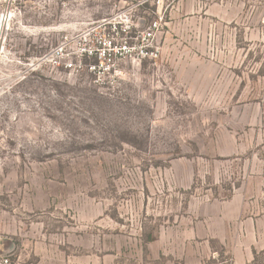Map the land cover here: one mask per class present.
<instances>
[{
    "label": "rangeland",
    "instance_id": "obj_1",
    "mask_svg": "<svg viewBox=\"0 0 264 264\" xmlns=\"http://www.w3.org/2000/svg\"><path fill=\"white\" fill-rule=\"evenodd\" d=\"M121 13L160 22L156 61L107 87L38 64ZM262 246L264 0H0L13 264H264Z\"/></svg>",
    "mask_w": 264,
    "mask_h": 264
},
{
    "label": "built area",
    "instance_id": "obj_2",
    "mask_svg": "<svg viewBox=\"0 0 264 264\" xmlns=\"http://www.w3.org/2000/svg\"><path fill=\"white\" fill-rule=\"evenodd\" d=\"M159 21L137 29L126 13L102 20L78 32L64 35L37 58L40 66L64 74L90 76L92 83L107 87L123 80L129 66L156 61L161 53L156 33ZM0 264H13L11 254H0Z\"/></svg>",
    "mask_w": 264,
    "mask_h": 264
},
{
    "label": "trees",
    "instance_id": "obj_3",
    "mask_svg": "<svg viewBox=\"0 0 264 264\" xmlns=\"http://www.w3.org/2000/svg\"><path fill=\"white\" fill-rule=\"evenodd\" d=\"M263 254H264V250H263V252H262ZM254 259L257 257V254L256 253H254ZM254 261V260H253Z\"/></svg>",
    "mask_w": 264,
    "mask_h": 264
},
{
    "label": "crops",
    "instance_id": "obj_4",
    "mask_svg": "<svg viewBox=\"0 0 264 264\" xmlns=\"http://www.w3.org/2000/svg\"><path fill=\"white\" fill-rule=\"evenodd\" d=\"M254 250H255V249H254ZM260 250H262V251H263V250H264V246L260 247Z\"/></svg>",
    "mask_w": 264,
    "mask_h": 264
},
{
    "label": "water",
    "instance_id": "obj_5",
    "mask_svg": "<svg viewBox=\"0 0 264 264\" xmlns=\"http://www.w3.org/2000/svg\"><path fill=\"white\" fill-rule=\"evenodd\" d=\"M8 253H9V252H8ZM8 253H4V252H1V251H0V254H8Z\"/></svg>",
    "mask_w": 264,
    "mask_h": 264
}]
</instances>
